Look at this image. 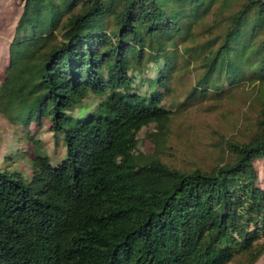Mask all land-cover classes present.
<instances>
[{
    "label": "trees",
    "instance_id": "obj_1",
    "mask_svg": "<svg viewBox=\"0 0 264 264\" xmlns=\"http://www.w3.org/2000/svg\"><path fill=\"white\" fill-rule=\"evenodd\" d=\"M16 1L0 115L34 148L27 174L14 157L0 169V264H255L264 0ZM244 87L258 111L246 139L222 138L227 162L163 160L174 116ZM44 121L59 158L31 138ZM142 129L150 153L138 151Z\"/></svg>",
    "mask_w": 264,
    "mask_h": 264
},
{
    "label": "rangeland",
    "instance_id": "obj_2",
    "mask_svg": "<svg viewBox=\"0 0 264 264\" xmlns=\"http://www.w3.org/2000/svg\"><path fill=\"white\" fill-rule=\"evenodd\" d=\"M22 5L16 0H0V77L4 65L9 59V48L13 38L14 27L22 13ZM58 33V31L56 32ZM59 39V37L57 38ZM187 81H180L176 88L177 93L184 90ZM254 92L249 87L236 90L219 102L204 101L197 103L186 112L172 118L169 125V135L166 148L163 151V160L172 167L188 171L195 167L209 170L211 167L222 165L228 161L222 153L223 141H242L247 138L251 125L258 111V104L254 101ZM180 99V97H179ZM94 99L86 100L83 107L93 108ZM78 113V108L73 114ZM48 122L44 121L42 129L36 132L30 126L31 138L40 140V148L51 158H59L63 149L52 139L47 131ZM145 129L137 134L138 151L150 153L153 150L151 143L144 138ZM219 143L220 146L213 147ZM34 146L19 127L12 126L0 115V169L6 168L4 158L14 157V168L28 173L27 161L33 156ZM22 150H26L25 153ZM22 154L21 158L17 154ZM254 168L259 180L264 176V159L255 161ZM264 185L263 182L260 183ZM264 242V236L261 238ZM233 264V263H231ZM255 264H264V254Z\"/></svg>",
    "mask_w": 264,
    "mask_h": 264
}]
</instances>
